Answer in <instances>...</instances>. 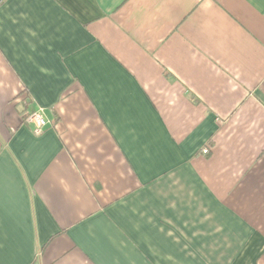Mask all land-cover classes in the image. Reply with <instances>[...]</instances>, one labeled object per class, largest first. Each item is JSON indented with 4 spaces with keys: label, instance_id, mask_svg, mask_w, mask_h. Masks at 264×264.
Masks as SVG:
<instances>
[{
    "label": "crops",
    "instance_id": "crops-1",
    "mask_svg": "<svg viewBox=\"0 0 264 264\" xmlns=\"http://www.w3.org/2000/svg\"><path fill=\"white\" fill-rule=\"evenodd\" d=\"M0 264H264V0H0Z\"/></svg>",
    "mask_w": 264,
    "mask_h": 264
},
{
    "label": "built area",
    "instance_id": "built-area-1",
    "mask_svg": "<svg viewBox=\"0 0 264 264\" xmlns=\"http://www.w3.org/2000/svg\"><path fill=\"white\" fill-rule=\"evenodd\" d=\"M29 122L34 124V130L36 133H42L44 130V126L46 124V119L44 116L43 109H38L36 111L31 112L27 117ZM208 152V149L205 150Z\"/></svg>",
    "mask_w": 264,
    "mask_h": 264
}]
</instances>
